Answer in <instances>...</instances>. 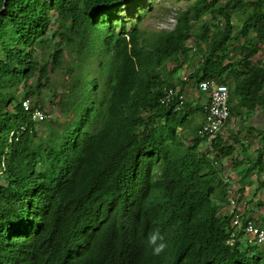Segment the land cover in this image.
<instances>
[{
  "label": "trees",
  "instance_id": "trees-1",
  "mask_svg": "<svg viewBox=\"0 0 264 264\" xmlns=\"http://www.w3.org/2000/svg\"><path fill=\"white\" fill-rule=\"evenodd\" d=\"M132 1L0 0V264H264V246H241L230 225L241 196L228 212L220 174L227 157L237 195L253 174L264 192L263 146L240 167L241 127L220 133L232 116L264 111V0H190L150 38L136 25L113 29L108 13ZM66 61L48 104L72 118L37 129L31 111H44L40 92ZM183 64L186 75L173 79ZM201 81L228 89L211 151L201 149L200 123L183 140L189 102L177 111L159 103L163 88ZM156 230L169 245L160 256L146 244Z\"/></svg>",
  "mask_w": 264,
  "mask_h": 264
},
{
  "label": "rangeland",
  "instance_id": "rangeland-1",
  "mask_svg": "<svg viewBox=\"0 0 264 264\" xmlns=\"http://www.w3.org/2000/svg\"><path fill=\"white\" fill-rule=\"evenodd\" d=\"M190 0H134L132 2L123 4L116 8L114 11L108 13V16L112 20L113 29L115 32H117L120 29V25L123 24L125 31H130L134 25L139 30H142L147 38H150L154 35L155 32H158L160 30H169L173 27L175 23L174 16L176 15L177 11L183 10ZM138 18V20H136ZM187 44L190 47V55H189V61L190 63H193L194 60L198 58L197 54L193 51L196 46L190 41H187ZM264 54V44L260 47L258 51V57L261 58ZM94 58H92L91 62H89V66L85 68V70H88L89 72L92 71L94 73ZM68 62L66 61L62 68L60 70H57L54 74H51V87L44 88L40 92V98L43 100V109L46 114V118L43 121L52 120L55 123L62 125L64 122H67L69 119L72 118V113L69 110L62 109L55 104H48V101L51 100V92L53 91V87H58L63 81H66L68 78V75L63 73V70L66 69ZM166 69L169 70L172 67H174V64L169 62L166 64ZM188 66L186 64H183L175 69L173 72V79L182 78V76H185L188 71ZM178 86V85H176ZM206 99V95L202 94L200 99ZM204 99V100H205ZM192 104V103H191ZM189 103L188 107V116L187 119H185L183 125L186 126V128H183V140L186 142L188 139H190L191 135L193 134V128L195 125H198L199 123V115L196 106L193 104L191 105ZM190 108H193L195 110H191ZM255 112V111H253ZM264 112V111H262ZM248 116V115H247ZM244 111L241 112V115L239 117L232 116L231 119L228 121L227 124L223 127V129H228V127L232 128V132L229 133V135L234 134L238 127L239 134L235 135V141L237 145H234L236 150L241 152V157L245 156L244 159L241 160L242 166L244 167L246 164L253 163L256 159V147L260 148L263 146L264 148V138L262 139V142L258 138L257 142L255 143V135H258L259 132L255 134V127H248V118L246 117ZM264 119V118H263ZM245 121V124L243 122ZM253 125L258 124L256 120H252ZM259 121H262L260 119ZM41 123H35V126L37 129L41 130ZM229 125V126H228ZM242 126H246L242 127ZM264 127L261 126V129ZM39 130V132H40ZM226 133V132H225ZM224 131L222 132V137H225ZM249 134H253L254 136H249ZM264 136V135H263ZM251 137V139H250ZM224 140H226L224 138ZM242 140V142H241ZM247 141V142H245ZM205 142L201 144V149H205L204 147ZM241 149V150H240ZM235 154V153H234ZM248 156V157H247ZM211 157V156H210ZM220 165H222L223 170L220 172L221 177L223 178V181H227L229 186L227 187V190L229 191L230 198L240 197V200L238 201L240 205L242 204V201L245 199L251 198V206L248 207V210L246 212L249 215H253L254 213L257 214L258 219L264 215V192L263 188L255 190L256 180H262L263 176H260L257 178L254 174L251 175L252 184L251 186L245 185L243 191L241 194H236V188L238 187V176L234 174L233 170L231 169V163L230 159L227 157H223L220 159ZM262 202V204L255 205L256 202ZM246 204L243 205V207ZM234 203L230 202V207L226 206L227 211L231 208H233ZM261 206V207H260ZM220 210H224V207H221ZM261 212H258L260 211ZM241 212V211H240ZM243 247H245V243L241 242Z\"/></svg>",
  "mask_w": 264,
  "mask_h": 264
},
{
  "label": "built area",
  "instance_id": "built-area-1",
  "mask_svg": "<svg viewBox=\"0 0 264 264\" xmlns=\"http://www.w3.org/2000/svg\"><path fill=\"white\" fill-rule=\"evenodd\" d=\"M191 88L197 92L204 93L207 96L206 102L203 105L202 121L197 129V134L203 138L202 143L205 142V149L211 151V140L220 130L228 116V90L224 84L214 83L213 81H201L195 86L192 85ZM183 102V93L178 92L177 89L171 87L163 88L162 95L159 99L161 105L172 104V109L177 111L182 107ZM21 105L25 111H29V103L27 100L22 101ZM30 118L35 123H39L46 118V114L43 110L35 109L31 111ZM230 202H233L232 199H230L229 203ZM233 208H231L230 211H232ZM231 225L236 230H242L243 237L245 236L247 243L264 242V231L256 228L250 220L245 224L241 223L238 213H235L232 216ZM233 234H235V232L231 233L230 238L227 241L229 245L233 242Z\"/></svg>",
  "mask_w": 264,
  "mask_h": 264
},
{
  "label": "clouds",
  "instance_id": "clouds-1",
  "mask_svg": "<svg viewBox=\"0 0 264 264\" xmlns=\"http://www.w3.org/2000/svg\"><path fill=\"white\" fill-rule=\"evenodd\" d=\"M192 85H194L195 86V84H191L190 86H187V87H190L191 88V86ZM197 85V84H196ZM225 85V84H224ZM226 86V85H225ZM187 87H185V88H187ZM227 87V86H226ZM184 88V89H185ZM228 90V89H227ZM182 93L184 94V90L182 91ZM200 93V92H199ZM201 94H204V93H201ZM206 95V94H205ZM206 99H207V96H206ZM186 100H185V97H184V102H185ZM183 105V104H182ZM202 109H203V107H202ZM173 110V109H172ZM174 111V110H173ZM187 113H188V111H187ZM202 121V120H201ZM201 123V122H200ZM224 182H227V181H224ZM238 183H239V181H238ZM239 185V184H238ZM229 186V184L227 185V187ZM239 188V186L236 188V190ZM226 193H229V191L227 190L226 191ZM230 196V195H229ZM232 199V198H231ZM245 202H246V200L244 199L243 201H242V204L239 206V210H238V214H239V218H240V221H241V223H243V224H245L247 221H251V223L254 225V226H256V228H258V229H261V230H263L264 231V228H262L261 227V224H260V222H259V219L262 217H260L259 219H258V216H257V214L256 213H254L253 215H249L247 212H246V210L247 211H249L248 210V207L249 206H251V204H249L248 206H246L245 205V209L243 208V205L245 204ZM229 203V202H228ZM229 205H230V203H229ZM234 205H235V203H234ZM256 205V204H255ZM262 207H264L263 205H262ZM235 209V208H234ZM241 211V212H240ZM243 211H245V215H243L242 216V213H243ZM258 212H261V210L260 211H258ZM263 212H264V210H263ZM243 218V219H242ZM247 218V219H246ZM255 218V220L254 221H252L253 219ZM231 221H232V219H231ZM256 221V222H255ZM230 225H231V223H230ZM231 227H233L232 225H231ZM231 235V234H230ZM229 238H230V236H229ZM228 238V239H229ZM228 239H227V241H228ZM234 237H233V242H232V244H230V245H233V243H234ZM227 241H226V243H227ZM239 241H240V243L241 242H244L245 243V245L246 246H249V245H258V246H264V242H261V243H251V244H249V243H247L246 242V239H245V236L243 237V234H241L240 235V237H239ZM146 244H147V247L151 250V253H152V255H154V256H160L161 254H163L164 252H165V250L168 248V241H167V239H166V237H165V235L163 234V233H161L159 230H156V231H152V232H150L149 234H148V236H147V238H146ZM228 244V243H227ZM229 245V244H228Z\"/></svg>",
  "mask_w": 264,
  "mask_h": 264
},
{
  "label": "crops",
  "instance_id": "crops-1",
  "mask_svg": "<svg viewBox=\"0 0 264 264\" xmlns=\"http://www.w3.org/2000/svg\"><path fill=\"white\" fill-rule=\"evenodd\" d=\"M201 93H199V92H197V91H195L194 89H192V88H190V87H187V88H185L184 89V97H185V100H186V102H189L190 104L192 103L194 106H196V105H198V106H201V107H203V105L205 104V102H206V99L204 100V99H200L201 98ZM191 104V105H192ZM191 109H193V108H191ZM194 110V109H193ZM195 111H198V115H199V123L201 122V120H202V115H201V112H200V110H195ZM248 123H247V127H255V134L257 133V131L259 132V131H261V126H263L264 125V112H257V111H255V112H251V113H249V115H248ZM260 119H262V121H259ZM252 120H256V121H258L257 123L258 124H256V125H253V121ZM245 122V121H244ZM229 126V125H228ZM224 131V133L226 134L225 135V137L224 138H226L228 135H229V133H231L232 132V128H230V127H228V129H222L221 130V136H223L222 135V132ZM249 136H254L253 134H249ZM255 137V136H254ZM258 138H259V136H258ZM258 138L255 140V143L257 142V140H258ZM250 139H251V137H250ZM260 139V138H259ZM261 142H262V140H260ZM241 142H242V140H241ZM245 142H247V141H245ZM235 145H237V144H235ZM260 147H261V145H260ZM257 148V147H256ZM236 152H237V150L235 151V154H236ZM239 153L241 154V152L239 151ZM235 154H233V156L235 155ZM248 157V156H247ZM242 159H244L245 158V156H242L241 157ZM241 159V160H242ZM240 167H242V165L240 166ZM231 169L233 170V168L231 167ZM238 170V169H237ZM237 170H233V172H234V174H235V171H237ZM236 175V174H235ZM237 181H239L238 179H237ZM250 183L252 184V179L250 180ZM239 184V183H238ZM251 184L249 185V186H251ZM239 186V185H238Z\"/></svg>",
  "mask_w": 264,
  "mask_h": 264
}]
</instances>
